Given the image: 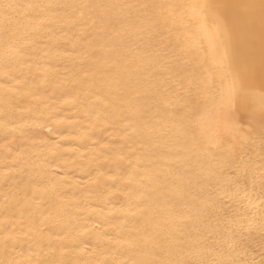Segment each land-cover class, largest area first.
Listing matches in <instances>:
<instances>
[{
  "label": "snow or ice",
  "instance_id": "obj_1",
  "mask_svg": "<svg viewBox=\"0 0 264 264\" xmlns=\"http://www.w3.org/2000/svg\"><path fill=\"white\" fill-rule=\"evenodd\" d=\"M0 157V264H264V0H0Z\"/></svg>",
  "mask_w": 264,
  "mask_h": 264
},
{
  "label": "bare ground",
  "instance_id": "obj_2",
  "mask_svg": "<svg viewBox=\"0 0 264 264\" xmlns=\"http://www.w3.org/2000/svg\"><path fill=\"white\" fill-rule=\"evenodd\" d=\"M32 2H42V3H80V2H87V0H32ZM37 48L41 49L36 53V60L39 61L41 57L44 58V60L47 61V63L39 64V68L41 71L37 72V75L41 77V79L33 80L31 83L34 86L40 87L42 89H46L49 94L52 93L53 87H56L59 85L60 81L54 77V73L57 72H64L65 65L68 64L69 67L71 66V62L76 58L77 53L79 51V48H77L76 51H72V42L62 36L60 33L56 34L54 42H50L47 38L44 39V42L37 45ZM45 73L48 74L47 81L43 80V77L45 76ZM75 91L72 92V96H75ZM92 100L95 99V97L91 98ZM22 103H24L22 101ZM47 104H58L61 107H63L64 111L61 113V119H64L68 124H71L74 122L78 116L82 115L81 106L79 104L74 105L73 101L70 96H61V95H53L52 100L45 101ZM82 123L87 124L88 121H82ZM99 130V129H97ZM75 133H64L65 136H71ZM103 135V133H101ZM93 140L97 139L96 136L92 137ZM73 145L70 143H64V148H71ZM81 151H84L82 148ZM39 163V161H37ZM4 159L3 157H0V176H2L4 172ZM70 170V174H71ZM57 172L60 175H63L62 172H60L59 169H57ZM75 179H86L83 177L79 171H76ZM7 187L3 185L2 181H0V209L3 208L4 204V193L7 191ZM95 206V205H94ZM115 207H118V205H109L105 208L106 212L112 213L115 210ZM3 217L0 216V220H2ZM95 221H90L89 223H92ZM170 227H174L175 225H169ZM107 227V226H105ZM88 237H85V244H88ZM81 248H84V245H81ZM17 252L21 253V255L18 257L19 259H31L33 264L37 260L43 259L45 257V254L47 252L44 248H35L33 247V250H29V244L27 242L23 243L22 247L17 248ZM56 258H60V253L57 251L55 254ZM127 253L123 257H120L121 259L127 257ZM110 259V256L101 257L99 254L93 255L92 253V247L90 244H88V247L86 250L81 251L80 249L75 250L73 253H71L69 256H65L64 259H73L79 260V264H95V261L97 259ZM150 258V257H145ZM255 259L256 261H259L261 259L260 250L259 248L256 249L255 252Z\"/></svg>",
  "mask_w": 264,
  "mask_h": 264
}]
</instances>
